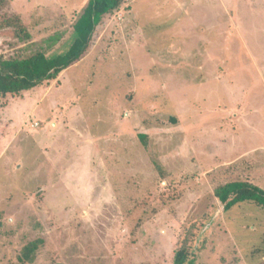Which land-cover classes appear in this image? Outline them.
I'll use <instances>...</instances> for the list:
<instances>
[{
	"label": "rangeland",
	"instance_id": "rangeland-1",
	"mask_svg": "<svg viewBox=\"0 0 264 264\" xmlns=\"http://www.w3.org/2000/svg\"><path fill=\"white\" fill-rule=\"evenodd\" d=\"M88 1L8 0L31 38L0 29V60L66 52ZM234 181L264 190V0H126L0 94V264H264V210L215 197Z\"/></svg>",
	"mask_w": 264,
	"mask_h": 264
},
{
	"label": "trees",
	"instance_id": "trees-1",
	"mask_svg": "<svg viewBox=\"0 0 264 264\" xmlns=\"http://www.w3.org/2000/svg\"><path fill=\"white\" fill-rule=\"evenodd\" d=\"M126 0H89L83 13L74 25V38L70 48L58 55L48 57L36 52L26 58L0 60V94L18 95L32 90L45 81L55 80L70 67L76 65L89 49L95 30L104 16L119 9ZM8 0H0V29L13 27L19 38L29 40L30 33L18 17L2 18V11ZM58 42V39L54 43ZM215 197L224 205L225 210L243 203L254 204L264 210V190L244 181H234L218 187ZM42 240L29 243L22 253V262L34 260L42 246ZM189 248L184 244L175 254L173 264H195L190 260Z\"/></svg>",
	"mask_w": 264,
	"mask_h": 264
},
{
	"label": "built area",
	"instance_id": "built-area-1",
	"mask_svg": "<svg viewBox=\"0 0 264 264\" xmlns=\"http://www.w3.org/2000/svg\"><path fill=\"white\" fill-rule=\"evenodd\" d=\"M36 127H38L39 125L38 124H35Z\"/></svg>",
	"mask_w": 264,
	"mask_h": 264
}]
</instances>
